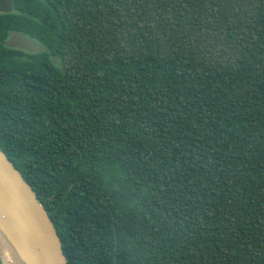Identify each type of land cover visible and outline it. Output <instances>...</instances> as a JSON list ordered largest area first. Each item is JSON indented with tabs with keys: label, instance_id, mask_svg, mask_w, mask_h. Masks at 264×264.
<instances>
[{
	"label": "trees",
	"instance_id": "16d2710c",
	"mask_svg": "<svg viewBox=\"0 0 264 264\" xmlns=\"http://www.w3.org/2000/svg\"><path fill=\"white\" fill-rule=\"evenodd\" d=\"M0 146L68 264H264V0H13Z\"/></svg>",
	"mask_w": 264,
	"mask_h": 264
},
{
	"label": "water",
	"instance_id": "95a60500",
	"mask_svg": "<svg viewBox=\"0 0 264 264\" xmlns=\"http://www.w3.org/2000/svg\"><path fill=\"white\" fill-rule=\"evenodd\" d=\"M12 11L13 0H0V13ZM5 44L30 53L45 49L16 31L10 32ZM115 243L114 264H117V234ZM0 260L2 264H68L61 237L45 204L1 146Z\"/></svg>",
	"mask_w": 264,
	"mask_h": 264
},
{
	"label": "flooded vegetation",
	"instance_id": "af4514ba",
	"mask_svg": "<svg viewBox=\"0 0 264 264\" xmlns=\"http://www.w3.org/2000/svg\"><path fill=\"white\" fill-rule=\"evenodd\" d=\"M9 37H10V36H9ZM9 37H8V39H9ZM8 39H7V40H8ZM7 40H6V41H7Z\"/></svg>",
	"mask_w": 264,
	"mask_h": 264
}]
</instances>
